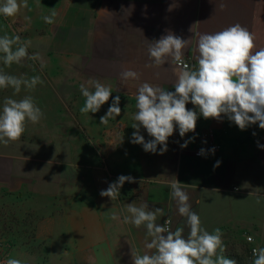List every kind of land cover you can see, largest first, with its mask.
Wrapping results in <instances>:
<instances>
[{
	"label": "crops",
	"instance_id": "obj_1",
	"mask_svg": "<svg viewBox=\"0 0 264 264\" xmlns=\"http://www.w3.org/2000/svg\"><path fill=\"white\" fill-rule=\"evenodd\" d=\"M27 3L15 17L0 15V37L31 40L28 53H39L41 60L25 58L8 67L0 53V70L18 78L40 76L43 83L34 89L21 85L19 93L12 87L0 89V111L7 97L31 96L44 115L38 123L26 122L19 140L0 144V259H20L23 264H133L132 252L150 250L144 247L145 228L123 223L127 204L161 208L164 216L157 223L170 218L172 230L183 226L185 218L171 197L170 183L176 179L202 226L210 233L221 229L223 255L237 264H252L251 249L264 247V148L258 147L264 145V130L254 124L242 131L224 115L219 121L199 116L194 132L181 137L177 127L168 138V150L159 154L160 145L152 153L131 142L136 131L131 125L136 123L140 85L148 82L174 91L181 70L170 60L158 68L145 67L148 43L168 30L192 38L183 59L196 63L195 33H215L239 23L254 34L259 49L264 47V0ZM53 10L54 23H45L42 16ZM125 69L140 78L122 80ZM91 79L113 93L97 113L82 114L80 85L94 91ZM117 95L121 114L102 125L100 117ZM186 107L198 112L191 103ZM139 132L146 142L153 139L143 127ZM185 141L188 146L181 148ZM210 143L220 147L214 154L207 151ZM202 148L206 155L196 157L195 151ZM217 161L219 167L214 168ZM120 175L136 182H125L115 200L102 197L100 191ZM250 193H258L261 202ZM113 213L119 219H111Z\"/></svg>",
	"mask_w": 264,
	"mask_h": 264
},
{
	"label": "clouds",
	"instance_id": "obj_2",
	"mask_svg": "<svg viewBox=\"0 0 264 264\" xmlns=\"http://www.w3.org/2000/svg\"><path fill=\"white\" fill-rule=\"evenodd\" d=\"M175 6L171 5L168 10L171 11ZM219 7L223 10L226 5L221 2ZM21 8H28L27 0H3L0 3V15L15 17ZM56 15L53 10L50 15L42 16V19L47 24H53ZM25 19L30 20L27 17ZM189 30L193 32V28ZM195 36L198 38L196 65L191 68L183 61V50L192 38L183 39L168 30L166 35L148 43L149 63L145 67L158 68L170 60L172 64L182 65V68L177 73L174 91L148 82L142 83L137 90V111L133 115L136 123L131 125L136 131L132 134L131 142L142 145L146 152L156 153L157 145L161 146L159 154L166 152L168 138L175 129L178 127L181 137L194 132L199 116L219 121L224 115L242 131L254 124L264 130V47L257 49L254 34L239 23L215 33L197 32ZM31 43V40L21 41L18 35L0 37V53L4 54V65L10 67L25 58L41 60L39 53L29 55ZM120 77L124 81L138 80L140 74L125 69ZM42 83L40 76L18 78L0 70V89L12 87L15 93H19L21 85L34 89ZM88 84L92 85L94 91H90L84 84L80 85V92L85 98L84 105L79 109L82 114L97 113L113 93L111 87L99 80L91 79ZM188 103L194 105L198 112L188 109ZM119 105L120 96L117 95L106 115L100 117L102 125L107 124L109 118L121 114ZM43 115L31 96L20 100L5 98L0 111V144L8 145L19 140L25 132L26 122L38 123ZM141 127L153 137L152 140L145 141L139 132ZM253 135L256 133L253 132ZM188 143L185 141L181 148H186ZM258 147L264 148V145L258 143ZM207 151L214 154L215 149ZM198 155H206V150L202 148ZM219 164L220 161H217L213 167H219ZM125 182L135 183L136 180L130 175H120L106 190H101L100 195L111 200L117 199ZM170 188L178 213L185 218L184 225L175 230L170 227V218L164 220L163 224L157 223L158 218L164 216L161 208L150 210L147 203L137 206L135 202L126 206L127 214L123 217V223H130L137 229L144 227V247L150 250L143 254L132 252L133 264H237L236 260L223 255L225 246L221 229L216 228L210 233L202 226L200 216L192 209L182 184L175 179L170 183ZM249 195H256L257 204L261 202L262 197L258 193ZM111 219L117 220L119 217L113 213ZM185 227L188 229L187 236ZM248 240L251 242L252 237H248ZM252 254V264H264V247L253 248ZM4 264L23 262L20 259H7Z\"/></svg>",
	"mask_w": 264,
	"mask_h": 264
},
{
	"label": "built area",
	"instance_id": "obj_3",
	"mask_svg": "<svg viewBox=\"0 0 264 264\" xmlns=\"http://www.w3.org/2000/svg\"><path fill=\"white\" fill-rule=\"evenodd\" d=\"M183 61H184V63H187L188 65H189V67L191 68V67H193V66H195L196 65V63H193L191 60H189V59H183ZM175 66H177V67H179V68H182V65H177V64H175ZM209 136V135H208ZM209 148L210 149H215V150H218L220 147H219V145H216V144H213V143H210L209 144ZM200 150H196L195 151V156L196 157H199L200 155H198V152H199ZM233 189H235V188H233ZM167 219H169V218H167ZM166 220V219H165ZM164 223V222H163ZM171 224H172V222H171ZM170 227H171V225H170ZM246 241L247 242H250L249 240H248V237L246 238ZM251 255L253 256V254H252V249H251ZM6 260H4V259H0V264H4V262H5Z\"/></svg>",
	"mask_w": 264,
	"mask_h": 264
}]
</instances>
